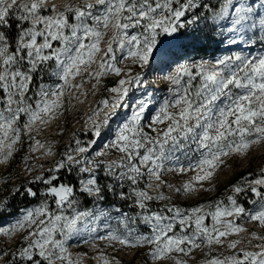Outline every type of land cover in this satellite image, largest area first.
Masks as SVG:
<instances>
[{"label":"snow or ice","instance_id":"obj_1","mask_svg":"<svg viewBox=\"0 0 264 264\" xmlns=\"http://www.w3.org/2000/svg\"><path fill=\"white\" fill-rule=\"evenodd\" d=\"M89 83L109 93L86 114L91 138L74 134L45 175L35 154L54 149L37 137ZM261 144L264 0H0V164L21 152L27 173L41 169L38 190L10 194L39 203L0 226L18 242L0 264H85L74 242L120 264L97 241L142 250L143 264H190L195 250L199 264H264V168L195 206L163 190L212 191L226 158Z\"/></svg>","mask_w":264,"mask_h":264},{"label":"rangeland","instance_id":"obj_2","mask_svg":"<svg viewBox=\"0 0 264 264\" xmlns=\"http://www.w3.org/2000/svg\"><path fill=\"white\" fill-rule=\"evenodd\" d=\"M111 79L115 78L108 77L104 82L106 83ZM152 87L162 88L163 85L153 84ZM83 90L86 91L88 95L79 96L78 99H71L69 94L65 95L64 108L61 110V113L58 114V117L51 121L49 126L45 127L42 133L37 137L41 142L50 143L54 149L53 156H41L39 152L35 154L37 157L35 163L37 165H43V172L45 175H47L49 167L52 166L53 160L59 159L65 148L70 143H72L74 134L75 137H78L82 142L91 138L90 126L89 128H85L86 114L89 113L90 108L95 107L96 101L102 97L108 96L109 93H107L101 85L98 87V90L95 91V94H93L90 83L85 84L83 86ZM80 102L85 105L79 107ZM107 139L108 137H104L103 140H98L97 145H102L103 143L107 142ZM26 150L27 140H25L24 147L21 151ZM29 164H32V161H29ZM261 168H264V144L253 145L244 157L232 156L226 158L225 163L214 173V176L211 180V185L205 182L206 187L214 186V190L207 193H201L200 195H193L192 197L181 195L179 199H177L174 193H170L167 188L163 190L166 195L172 196L173 203H176L180 206H195L198 203L220 198L222 195H224V190L230 184L235 183L241 176L247 175L248 173L258 174ZM40 171L41 169L36 167L33 174H39ZM33 174L27 173L25 171L24 162L21 159V152H17L15 154V158L11 163L7 165L0 164V201L5 200L6 198L8 199V206L4 209H0V226L6 227L8 223L16 218V215L21 210L27 207H33L39 203V200L36 199L29 206H25L20 210L15 211L13 208L16 199L9 197L11 196L10 194L14 192V189L17 188V185L25 186L28 183H32ZM165 179L172 182L173 184L179 185L183 180L188 179V175L174 177L173 175L169 174L165 177ZM33 184H35L37 187L41 186L38 183ZM115 203L120 202L116 201ZM158 206L159 203H153V207ZM247 227L251 229L252 225L248 224ZM256 231L259 232L260 229L257 228ZM101 234H103V232ZM97 244L102 247L107 255L110 257H115L116 260L120 261V264H143L144 258L141 254L142 250L113 251L112 249L106 247V242L104 241H97ZM14 246H18V242L14 244L12 240L0 235V250L8 251L9 257L7 258L9 259L11 258V250ZM71 250L73 252H87L88 257L85 258V264H95L94 259H91L95 253L91 249L90 245L74 242ZM201 259L202 256L200 251L195 250L190 264H199Z\"/></svg>","mask_w":264,"mask_h":264},{"label":"trees","instance_id":"obj_3","mask_svg":"<svg viewBox=\"0 0 264 264\" xmlns=\"http://www.w3.org/2000/svg\"><path fill=\"white\" fill-rule=\"evenodd\" d=\"M113 82H114V79H111V80L107 81L106 84L111 85ZM28 184H31V186L34 189H37V190L41 187V186L37 187L33 183H28ZM19 187H21V186L17 185V188H19ZM9 197H12V199H16V202L14 203V208H13L15 211H18V210H20L21 208H23L25 206H29L32 202H34L36 200V199L31 198V197L22 198V196L19 195V194L11 195ZM109 201L116 202V200L113 197H111V196H109ZM105 203H108V201H106Z\"/></svg>","mask_w":264,"mask_h":264},{"label":"bare ground","instance_id":"obj_4","mask_svg":"<svg viewBox=\"0 0 264 264\" xmlns=\"http://www.w3.org/2000/svg\"><path fill=\"white\" fill-rule=\"evenodd\" d=\"M57 2H59V0H57ZM92 93V92H91ZM92 95V94H91ZM85 99H86V97H85ZM83 101V100H82ZM84 103V102H83ZM87 104V103H86ZM85 105V104H84ZM81 102L79 103V107H81V106H84ZM241 236H243L244 234L243 233H241L240 234ZM95 261V260H94Z\"/></svg>","mask_w":264,"mask_h":264}]
</instances>
